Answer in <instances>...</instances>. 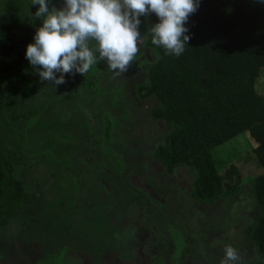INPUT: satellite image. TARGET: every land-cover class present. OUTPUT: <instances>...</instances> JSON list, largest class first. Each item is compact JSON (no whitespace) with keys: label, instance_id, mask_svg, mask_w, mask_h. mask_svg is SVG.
<instances>
[{"label":"trees","instance_id":"obj_1","mask_svg":"<svg viewBox=\"0 0 264 264\" xmlns=\"http://www.w3.org/2000/svg\"><path fill=\"white\" fill-rule=\"evenodd\" d=\"M57 1L50 0V7ZM38 8L39 5H31V0H0V222L3 224L27 198L24 177L32 171L23 175L30 169L27 165L30 157L70 167L72 158L77 157H71V153H82L80 148L92 143L91 135L86 139L75 133L77 129L71 131L79 123L70 120L84 113L85 116L81 115L84 133L92 132L89 114L93 110L88 113L89 105L99 101L102 92L107 91L101 84L105 77L98 79L96 75L111 72L106 62H98L84 75V83L78 79L66 81L67 87L59 92L55 89L58 85L50 86L41 108L33 110L27 100L36 92L39 75L26 59V49L34 42V34L43 23L42 19L33 18ZM158 22L155 14L141 19L139 42L144 43L138 42L139 51L132 64L144 61L147 77L144 85L150 90L147 98L154 99L153 118L168 126L158 147L161 160H166L167 155L177 156L179 164L192 160L190 167L205 175V182L208 181L214 194L230 196L238 191L240 172L231 164L227 173H220L214 160L215 147L248 131L255 144L251 150L253 158L257 165L264 167V94L256 88L264 67V3L199 0L198 10L190 15L186 25L190 40L179 57L166 55L163 48L151 43L149 29ZM147 56L150 60H146ZM114 91L121 89L116 87L110 94L113 95L110 103L116 106L118 99ZM89 94L93 100L88 102ZM54 103L60 108H55ZM36 115L42 122H50L52 130L32 129ZM113 122L112 119L105 126L99 122L94 129L97 133L98 128L102 129L100 147L110 156L113 149L105 143L111 141ZM58 136L64 142L57 141ZM44 140L48 141L47 147L41 146ZM62 146H67L69 151L57 157L56 150ZM111 158L118 167L122 166L116 157ZM193 189V196H198L195 182ZM250 190L261 213L249 227L248 235L264 261V174L251 180ZM62 255L61 250L46 251L31 264H59Z\"/></svg>","mask_w":264,"mask_h":264},{"label":"rangeland","instance_id":"obj_2","mask_svg":"<svg viewBox=\"0 0 264 264\" xmlns=\"http://www.w3.org/2000/svg\"><path fill=\"white\" fill-rule=\"evenodd\" d=\"M55 5L63 7L64 2L58 0ZM140 19H143V16ZM143 43L144 41H141L139 45ZM145 58L150 60L149 56ZM143 62L140 61L135 66L132 64L126 73L116 78L118 85L121 86L120 89L130 94L136 104L144 99L154 100L152 97L147 98L150 90L144 85L147 77ZM104 72L98 73L96 78L107 79L109 75H114L110 72L108 76H103ZM72 79H78L81 83L86 80L84 75L79 73L65 74L66 81ZM104 80L100 81L101 84ZM107 81L109 83V80ZM36 84V92L27 100L33 106V110L41 108L40 105L49 87H55L48 81H41L39 77ZM63 87H67V82L58 85L55 89L59 92ZM256 88L264 94V67L257 79ZM111 90L102 92L103 95H100L102 103L100 104L99 100L91 107L89 105L88 112L92 110L100 112V106L103 107L105 103L102 97L110 96ZM86 100L89 102L93 97ZM54 106L60 108L58 104L54 103ZM81 115L78 114L80 122L83 121ZM76 120L71 119L70 122H78V118ZM49 124L50 122H42L40 116L36 115L31 127L35 130L42 128L50 131L52 128ZM75 129H78V125L73 126L71 131ZM77 133L81 135L80 130H77ZM90 135L96 145L98 138L100 143L103 140L95 131ZM151 135L150 137L141 135L134 140H126L125 136L124 139L121 136L115 138L117 143H124L123 146L129 154L128 168L141 172L139 178V175L130 179L115 175L108 184L103 182L102 175L99 174L100 170L94 171L92 168L93 171L88 172L89 177L82 178L81 175H84L86 170L84 168L83 170L74 168L76 170L74 171L61 163L43 162L30 157L27 164L30 165V169L23 175L24 177L26 173L32 171L31 175L24 177L23 185L27 198L13 210L7 223L0 222V252L3 253L4 260L12 259L13 262L22 264L31 259L30 254L35 249L38 248L41 252L51 251L55 245L61 244L64 238L60 236L69 231L70 237L67 235L68 240L65 243L73 246L72 253L76 254V248L81 251L85 249L83 256L84 259L88 257L87 260L91 256L95 259L103 254L100 260L108 264H116L115 259H122L118 253L121 250L126 251L125 256L130 255L133 258L129 264H158L159 259H163L160 264H220L225 244L238 250L242 264H264L248 235L249 227L255 223L261 213L260 206L251 195V180L261 178L264 174V167L257 165L253 158L251 150L255 144L250 140L248 131L213 149L214 160L218 163L217 168L220 173H227L226 170L231 164L239 169V182L236 184L238 191L230 196L214 194L208 181L205 182V175L200 174L196 167H190L193 166L192 160L187 164H179L178 157L174 155H167L166 160H163L166 169H163L164 173L155 171L157 173L152 175L151 170L148 169L151 149L153 145H158L163 134L151 133ZM56 139L63 141L59 136ZM143 141L148 151L141 145ZM42 143L40 142L41 146L47 147V140ZM98 148L101 149L100 144ZM66 150L67 146L57 149V157L65 156L69 151ZM61 165L63 168L59 170ZM107 175L111 176L108 173ZM232 175L235 177V173ZM145 181L152 184L156 193L152 187H146ZM194 182L198 187L197 194L201 198L193 196ZM222 188L224 186L221 187V192ZM148 194L152 199L147 200ZM71 198L72 206L69 203ZM155 201L157 202L151 203ZM59 202L62 204L61 208L58 207ZM117 205L123 213L119 219L116 215L117 220L112 221L110 215L114 211L113 207ZM73 210H75L74 214ZM69 212V219L72 220L67 218ZM63 228L67 231L63 232ZM170 232H176V238H172ZM177 232L181 236L182 250L174 261L171 257L172 247L168 242L173 243L174 240L179 249L180 237ZM22 245L24 248L19 249ZM160 252L163 257H160ZM93 262L90 258L87 264H94Z\"/></svg>","mask_w":264,"mask_h":264},{"label":"clouds","instance_id":"obj_3","mask_svg":"<svg viewBox=\"0 0 264 264\" xmlns=\"http://www.w3.org/2000/svg\"><path fill=\"white\" fill-rule=\"evenodd\" d=\"M31 5H39L31 15L43 23L27 45L26 59L41 81L56 86L66 82L65 74L87 75L98 62H106L116 76L126 73L139 51L141 16L158 17L149 29L151 43L179 57L190 40L186 25L199 0H64L63 7L31 0ZM220 264H242V257L225 244Z\"/></svg>","mask_w":264,"mask_h":264},{"label":"flooded vegetation","instance_id":"obj_4","mask_svg":"<svg viewBox=\"0 0 264 264\" xmlns=\"http://www.w3.org/2000/svg\"><path fill=\"white\" fill-rule=\"evenodd\" d=\"M64 2V0H62ZM108 73H110L109 71H106L103 73V76H108ZM109 78H105L103 86L105 88L108 89H112L111 91H113L114 88L116 87H121L120 85H118V80L116 79V77H113L114 75H109ZM109 80V83L108 81ZM115 93V97L118 99L117 101V105H113L112 102L110 103V100L112 99L113 95L110 96H103L102 99H104V104L103 107L100 106V112L98 110H93V114H89V122L92 125V129L91 131H95V126L97 123H104V126L107 124H109L110 121H112V119L114 120V126H112V133L110 135L111 141L106 142L105 144H109L111 145L110 147H112L113 151H112V156H110L108 154V152H103L102 147L101 149L98 148V144H100L99 139L97 140V145L94 141V138L91 137L92 139V143H88V148L84 147L82 153L79 152V154L75 153V155H73L71 153V157H75L72 158V163L70 165V167L75 171L74 168H76L77 170L81 169L83 170L86 169L84 172L85 174L81 175L82 178H84L86 176V178H88L89 175V170L93 171L92 168H94V171L96 170H100L99 174H101V178L103 180V182H105L106 184L109 183V180L111 179V177H115V175H121L124 176L126 179L127 178H133L139 175V173L141 172V170L139 171H133L131 170L129 167V163H128V157L129 154L127 153L126 148L123 146L124 143L120 142L117 143L115 138L117 136H121L122 139L123 136L126 137V140H134L136 138H139V136L141 135H146L148 137L152 136L151 133H155L156 135H160V134H164L166 133L167 127H165L163 125V123L158 120L155 119V117L153 118L155 111L153 109L154 107V103L153 101H149L148 99H144L141 100L138 104L134 103L133 98L131 97V95L125 92V90L119 91H114ZM109 99V100H108ZM119 99H121V101H119ZM156 105V104H155ZM90 113V112H88ZM83 116L84 113H83ZM85 118V117H84ZM129 118V119H127ZM81 119H83V117H81ZM127 119V120H126ZM77 121V120H75ZM78 129L80 130L81 135L78 134V136H85V137H89L90 133H88V135L86 133H84V126H83V121L80 122V119L78 117ZM113 125V124H112ZM104 126H102L104 128ZM77 129V130H78ZM76 130V129H75ZM77 130L75 131V133L77 132ZM91 132V133H92ZM98 135L100 137H102L103 139V132L102 129L100 130V128H98ZM75 137V136H74ZM163 138V137H162ZM90 139V141H91ZM162 140V139H161ZM161 140L158 141V145H153L152 149H151V155H150V162H149V168L152 172V175L154 173L157 172H163V169H165V166H163V161L161 160L162 158H160L159 156V150L158 147L160 146ZM88 141V142H90ZM141 145L143 146L144 150L148 151V148H146L145 146V142H141ZM97 150H98V154H97ZM101 150V153H100ZM111 157H116L119 161V163L122 164L121 167H118L117 164L115 163V161L113 160V158ZM93 160V161H92ZM91 161V162H90ZM146 166H147V162ZM56 164H59V162H57ZM63 166H67V165H63ZM155 167L157 169H155ZM62 165L59 166V170L62 169ZM88 169V170H87ZM160 169V170H159ZM128 170V171H127ZM157 171V172H155ZM106 173V174H105ZM110 174L111 176L107 175ZM164 173V172H163ZM44 176H46V173L44 174ZM60 177V176H59ZM140 177V175L138 176V178ZM192 181V180H191ZM149 181H145V185L146 187H152V184L148 183ZM141 185V184H140ZM144 187V186H142ZM153 191L156 193V191L154 190V188L152 187ZM98 194L100 193L99 190H97ZM153 192H150V194H152ZM148 194L147 195V200L148 198H151V195ZM117 195V194H115ZM53 197V196H52ZM152 199V198H151ZM155 202H151L152 204L156 203ZM69 203H72L71 200L69 199ZM59 204H61L59 202ZM147 204L149 205L150 203L147 201ZM62 206V204H61ZM60 206V208H61ZM105 207V206H104ZM107 210L109 208L105 207ZM60 210V209H59ZM113 212H111V220L112 221H116L117 217L118 219L121 217L123 210H121L118 205L116 207H113ZM117 215V217H116ZM72 220V219H69ZM81 222V220H80ZM68 224V223H67ZM67 224H65V226L67 227ZM72 228V227H71ZM71 228H67V229H71ZM67 230H65L63 228V232H66ZM171 233V232H170ZM169 233V235H170ZM178 233V232H177ZM77 234V232H76ZM74 234V235H76ZM89 234V233H88ZM70 235V232L67 231L66 234L61 235V238H64V240H61V244L59 243V245H55L54 248L49 251L51 253H58L60 250L62 251V257H61V261L59 264H87L90 261H96L98 262L97 264H108L105 261H101L100 258L103 257V254H101L99 257H96L94 259V256H91L88 259V257H86L84 259L83 254H85V249H83L82 251L80 249L76 248V254L72 253L71 250L73 251V246H71L69 243H65L68 240V236ZM179 237L180 234L178 233ZM182 235V234H181ZM172 238H176V232L171 233ZM169 236V237H170ZM70 237V236H69ZM73 237V236H72ZM71 237V238H72ZM183 237V236H182ZM74 239L76 237H73ZM181 241V238H180ZM172 242V241H170ZM179 243V242H178ZM180 244V243H179ZM182 244V243H181ZM180 244V245H181ZM168 245H170L172 254V260H176V257L179 256L180 251L182 250V246L179 247V249H177V243L173 240V243H169ZM185 245V244H184ZM183 245V246H184ZM158 248H160L159 245H157ZM24 248V246L22 245L19 249ZM26 248V247H25ZM90 248V247H88ZM91 249V248H90ZM47 250L44 251H40L37 249L34 250V252L32 254H30L31 259H28L26 262L22 263V264H31V263H35L38 259L42 258ZM119 253V257L122 259H115L116 264H129L130 262H132L133 258L130 257V255L125 256L124 253H126V251L121 250ZM162 254V252H160ZM160 257H163V254ZM189 255V254H187ZM186 255V256H187ZM76 257V259H75ZM80 257V258H78ZM10 261H6L3 258V253L0 252V264H19V263H15L12 261V259H9ZM6 261V262H5ZM96 262H93L94 264H96ZM163 259H159L158 264L162 263ZM137 264H144V263H137Z\"/></svg>","mask_w":264,"mask_h":264},{"label":"water","instance_id":"obj_5","mask_svg":"<svg viewBox=\"0 0 264 264\" xmlns=\"http://www.w3.org/2000/svg\"><path fill=\"white\" fill-rule=\"evenodd\" d=\"M144 52H145V54H147V50H145Z\"/></svg>","mask_w":264,"mask_h":264}]
</instances>
